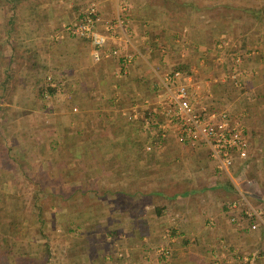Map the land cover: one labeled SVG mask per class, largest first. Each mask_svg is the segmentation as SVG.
I'll list each match as a JSON object with an SVG mask.
<instances>
[{"label":"crops","instance_id":"1","mask_svg":"<svg viewBox=\"0 0 264 264\" xmlns=\"http://www.w3.org/2000/svg\"><path fill=\"white\" fill-rule=\"evenodd\" d=\"M96 2L98 27L108 33L119 3ZM131 2L141 8L119 15L120 37L107 41L106 48L117 47L120 55L101 61L92 59L89 41L63 30L72 19L53 31L56 16H4L9 4L0 3V160L23 163L34 157L38 166L53 170L54 181L71 184L70 194L110 200L119 211L127 210L108 226L132 232L122 242L130 258L119 264H243L239 252L264 237L258 240L247 219L241 225L230 220L226 189L242 180L251 164L264 170V0H182L180 18L174 10L158 11L152 0ZM113 3L112 12L107 8ZM177 19L181 29L165 32L182 40V55L198 41V67L187 60L181 69L173 66L156 36L158 24ZM125 54L132 55L130 61ZM49 69L56 88H48ZM177 69L192 73L201 85L200 104L226 109L246 128L248 156L230 175L216 170L207 148H189L172 133H146L144 116L164 91L166 73ZM40 78L44 83H35ZM46 89L68 104L46 112L37 101ZM123 199L127 205L112 201ZM137 250L140 259H133L131 251ZM261 259L253 264H264Z\"/></svg>","mask_w":264,"mask_h":264},{"label":"rangeland","instance_id":"2","mask_svg":"<svg viewBox=\"0 0 264 264\" xmlns=\"http://www.w3.org/2000/svg\"><path fill=\"white\" fill-rule=\"evenodd\" d=\"M90 1L97 0H0V3L9 4L6 11L2 12L4 16L12 15L17 19L37 14L49 15L53 18L56 16L55 20H57L52 27L57 29L59 24L73 19ZM123 1H127L128 4L130 2V0H117V3L121 4ZM14 2L17 5L12 12L10 7ZM152 2L159 4L158 11L167 13L174 10L176 17H181L182 0H152ZM132 4L128 5V11L124 13L120 11L118 5L119 13L129 14L132 11L136 13L141 8V5ZM107 9L113 12L114 3ZM178 21L181 22L177 19L172 23L158 24L162 29L156 36H160L165 49L170 51L169 57L171 61H175L173 66L175 64L186 66L187 60L188 63H194L193 66L198 67L199 58L202 57L199 55L201 46L198 41L191 42L192 47L189 53L182 55V40L177 41V38L165 32L172 25L180 30L183 23ZM155 24L157 23L153 22L152 28ZM190 44L188 43L187 46ZM45 73L46 81L47 76L52 77L54 74L50 69ZM40 82L44 83V79L40 78L35 83ZM44 91L38 92L37 101L46 112H54L55 109L68 104L61 95L55 94L51 98V92L47 89L48 96H43ZM31 158L33 159L23 163L17 158L10 161L0 160V180H2L0 181V264H119L122 257L130 258L122 242L129 239L128 235L132 232L108 229L109 225L115 226L113 224L117 223L120 217H124L123 214L127 210L119 211V208L109 204L110 200L89 199L84 193L82 196H77V193L70 194L72 189L70 183L54 181L50 173L53 170H50L48 166H38L39 160ZM237 170L239 172V169ZM250 171L254 172V176L250 174ZM262 171H264L262 168L253 167L251 164L242 180H238L235 184L231 183L232 185L228 184L226 189L229 200L238 196L237 187L243 192L248 191L246 195L251 197L248 200L261 210L260 221L244 216L249 225L251 222L258 223L257 227L252 229L258 240L264 237V174ZM222 175L227 177L226 174ZM251 192L254 196L250 195ZM112 201L115 204L120 201H122L121 204L127 203L124 199ZM98 202L102 205L94 206ZM168 231L171 236L178 234L172 230ZM253 241L256 243L255 239ZM158 246L156 245L154 249L160 248ZM251 247L249 250L239 252V256L251 254L255 262L256 260L260 262L264 257V241H261L260 245ZM144 251L148 253L149 248H145ZM131 252L133 259H140L138 250Z\"/></svg>","mask_w":264,"mask_h":264},{"label":"built area","instance_id":"3","mask_svg":"<svg viewBox=\"0 0 264 264\" xmlns=\"http://www.w3.org/2000/svg\"><path fill=\"white\" fill-rule=\"evenodd\" d=\"M128 5L127 1L119 4L120 11L127 12ZM119 15L115 23L107 25L109 34L102 32L98 27L100 16L97 2L90 1L68 24L64 25L63 30L69 36L89 41L93 46L92 59L101 61L106 56L120 55L119 48H106L109 36L115 39L120 37L116 30L117 27H122ZM131 58L132 55H124L125 62L130 61ZM192 75L179 69L166 73L163 82L164 91L157 94V103L144 116L146 133L148 135L156 133L164 137L172 133L176 142L189 148H207L208 158L214 163L216 170L230 175L233 166L243 162L248 156L249 135L246 128L234 120L226 109L200 104L202 88ZM47 79L49 87H57V82L51 76H47ZM43 96H48L46 90ZM76 109L73 107V110ZM145 148L151 149V145L146 144ZM237 193L236 199L226 203L230 220L240 225L244 216L260 221L261 210L253 206L238 187ZM257 225V222H251L250 229H255ZM158 251L167 253L164 248H158ZM239 259L243 264H253L254 257L251 254H244Z\"/></svg>","mask_w":264,"mask_h":264},{"label":"trees","instance_id":"4","mask_svg":"<svg viewBox=\"0 0 264 264\" xmlns=\"http://www.w3.org/2000/svg\"><path fill=\"white\" fill-rule=\"evenodd\" d=\"M16 5H17L16 2H14V3L11 5L10 9H12V12L15 10ZM179 20H180V19H179ZM178 23H181V22L178 21ZM171 27H172L173 30H178V29L174 28L173 25H172ZM179 68H180V66H179ZM180 69H181V68H180ZM49 90H50V89H49Z\"/></svg>","mask_w":264,"mask_h":264}]
</instances>
